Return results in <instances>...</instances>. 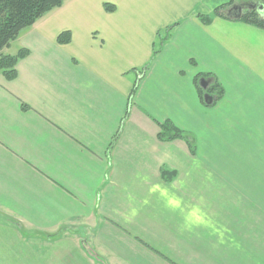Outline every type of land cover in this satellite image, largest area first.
<instances>
[{
	"label": "crops",
	"instance_id": "0c3cea01",
	"mask_svg": "<svg viewBox=\"0 0 264 264\" xmlns=\"http://www.w3.org/2000/svg\"><path fill=\"white\" fill-rule=\"evenodd\" d=\"M230 1L65 0L11 42L0 264H264V29Z\"/></svg>",
	"mask_w": 264,
	"mask_h": 264
},
{
	"label": "trees",
	"instance_id": "16d2710c",
	"mask_svg": "<svg viewBox=\"0 0 264 264\" xmlns=\"http://www.w3.org/2000/svg\"><path fill=\"white\" fill-rule=\"evenodd\" d=\"M64 1L65 0H0V73L7 81H11L16 77V63L25 58L28 55V51L20 49L14 55H8L4 53V51L9 48L11 42H13L24 30L30 28L46 13L60 7ZM255 2L258 3L255 0H244L242 2L244 6L241 9L239 6L233 9L235 3L234 0H231L227 4L215 8L213 13L215 16L239 20L245 24L264 29V18L260 16L257 9L258 5H255ZM103 8L109 13L114 11V6L111 4L105 3L103 4ZM262 13H264V8ZM210 20L208 16L201 17V21L206 25L210 23ZM70 39V33L66 31L57 36L56 42L59 45H65L70 42ZM22 109L25 110L27 108L22 105ZM127 115L128 113L126 111L122 122L126 120ZM118 136L119 131L110 142L108 154L112 150ZM182 138V132L171 123L165 122L160 124L159 141L167 142ZM164 173L165 172L162 171L163 178Z\"/></svg>",
	"mask_w": 264,
	"mask_h": 264
},
{
	"label": "clouds",
	"instance_id": "9594fccd",
	"mask_svg": "<svg viewBox=\"0 0 264 264\" xmlns=\"http://www.w3.org/2000/svg\"><path fill=\"white\" fill-rule=\"evenodd\" d=\"M174 200H175V198H173V197L165 198V204L170 208H174V203H170V201H174ZM189 219H191V218H189Z\"/></svg>",
	"mask_w": 264,
	"mask_h": 264
},
{
	"label": "water",
	"instance_id": "95a60500",
	"mask_svg": "<svg viewBox=\"0 0 264 264\" xmlns=\"http://www.w3.org/2000/svg\"><path fill=\"white\" fill-rule=\"evenodd\" d=\"M233 9H236V8H234V7H233ZM198 83H199V85H200L201 87L205 88L206 84L203 82V80H202V79H201V80H199V82H198ZM208 100H209V99H207V100H206V98H205V101H206V102H207Z\"/></svg>",
	"mask_w": 264,
	"mask_h": 264
}]
</instances>
